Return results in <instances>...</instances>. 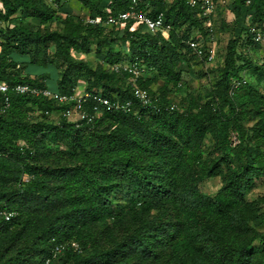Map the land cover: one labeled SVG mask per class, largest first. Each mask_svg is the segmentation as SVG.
Returning <instances> with one entry per match:
<instances>
[{"label": "trees", "instance_id": "obj_1", "mask_svg": "<svg viewBox=\"0 0 264 264\" xmlns=\"http://www.w3.org/2000/svg\"><path fill=\"white\" fill-rule=\"evenodd\" d=\"M50 1L56 8L47 0H0V82L72 95L85 78V91L127 100L133 98L128 77L111 67L138 60L147 72L139 86L162 108L75 124L62 116L64 106L43 97L10 93L2 112L0 95V209L14 215L10 222L0 219V264H43L56 245L72 242L79 250L67 248L50 264H264V198L259 205L246 200L257 181L264 183V61L242 53L259 45L253 27L264 36V0L229 3L234 38L204 102L182 87L189 61L183 47H189L179 30L196 28L195 40L206 45L214 28L211 34L188 0H143L144 10L163 14L171 26L168 39L144 27L131 31L132 24L90 25L64 0ZM73 1L92 19L130 5ZM54 22L59 26L49 29ZM51 47L65 64L57 80L49 76ZM93 47L102 65L74 57ZM248 67L255 84L240 77ZM158 81L163 85L154 91ZM172 105L173 111L165 109ZM52 117L57 124L44 122ZM209 138L218 154L212 162L204 156ZM219 176L224 184L211 198L200 184Z\"/></svg>", "mask_w": 264, "mask_h": 264}, {"label": "built area", "instance_id": "obj_2", "mask_svg": "<svg viewBox=\"0 0 264 264\" xmlns=\"http://www.w3.org/2000/svg\"><path fill=\"white\" fill-rule=\"evenodd\" d=\"M129 9L118 15H107L106 17H98L95 19L87 18L86 22L94 26H102L105 28H119L124 29L129 24H132L131 31H134L138 27L146 28L151 34L160 32L165 39L169 38L171 32V26L165 24L163 14L153 16L151 10H144L142 8L143 0H128ZM156 1V0H151ZM172 2L174 0H167ZM228 0H188L189 7L200 10V17L205 20V27L212 34L214 28V15L218 8L226 3ZM253 30V29H252ZM254 42L264 47V36L260 31H253ZM189 49L193 52L200 54L205 51L206 56L211 60L213 58L212 47L210 44L204 45L203 41L190 40L187 43ZM203 48V49H202ZM111 71L117 75H126L128 77V86L131 89L132 99L119 100L111 99L103 96L101 93H90L87 91H79L76 89L72 95H62L58 92H54L48 88H39L28 84H15L10 86L5 82H0V95L3 96L4 109L9 106L8 94L15 93L21 96H29L32 98L43 97L50 101L56 102L58 105L64 106L65 109L62 116L65 117L71 123L79 124L86 123L88 125L93 124L97 118L105 113H122V114H138L139 110H149L152 113H158L161 111V106L158 104V99L153 97L149 91L140 88L139 82L143 78L147 77L146 68L135 60L130 63L115 64L111 67ZM246 81L234 82L230 91H233L238 87L245 85ZM168 111H173L175 106L165 108ZM28 178L24 177V181ZM13 214L0 209V219L5 222H10L13 218ZM67 248H72L75 251L79 250L78 244L66 243L62 245H56L53 250L52 258H48L43 264H50L53 259L62 254Z\"/></svg>", "mask_w": 264, "mask_h": 264}, {"label": "rangeland", "instance_id": "obj_3", "mask_svg": "<svg viewBox=\"0 0 264 264\" xmlns=\"http://www.w3.org/2000/svg\"><path fill=\"white\" fill-rule=\"evenodd\" d=\"M66 2L67 7L71 13L79 16L84 17L86 20L89 16L87 11L83 10L80 4L75 3L73 0H64ZM231 0H228L226 3L221 5L217 12L214 15V36L211 37V40L206 38L205 42H210V46L212 47L213 58L210 60L208 56H206L205 51L201 52L200 54L189 50L187 47H183V51L187 53V57L189 61L184 65L183 74H182V87L186 90L187 93L193 94L201 99L202 102L206 99L208 95H210L215 81L219 79L222 75L224 70V62L227 55V46L231 39L234 38L232 35L229 25L235 20V15L232 12H229V3ZM47 3L51 5V1L47 0ZM52 6V5H51ZM56 8L55 6H52ZM30 23V20H29ZM59 26L57 22H54L49 29H56ZM2 27L7 28L6 24H2ZM253 29V30H252ZM251 33L253 31H260L258 28H252ZM180 38L186 37L188 41L195 40L197 36H200L197 32V29L194 27H190L189 25L183 27L179 30ZM4 43V36L0 34V45ZM13 45V44H12ZM31 49H33L31 47ZM203 49V48H202ZM14 51V49H13ZM14 53V52H13ZM55 48L51 47L48 51V57L51 61L50 63V77L54 80L59 79L60 75L64 71L65 64L60 58L54 56ZM243 54H247L252 57L254 61L260 63L264 61V47L262 45H252L247 49L243 50ZM42 55V54H41ZM16 57V55H14ZM74 57L76 59H81L83 61H87L93 68H96L99 65H102V61L99 60L94 52V47L92 53L89 55H82L80 53H75ZM23 61H28L29 56L22 57ZM25 64L20 65V71H22L23 75H26V68H24ZM249 68V67H248ZM253 68L245 69L241 71L240 77L247 80L248 84H255V76L253 75ZM32 79H36L37 76L32 74ZM47 86H52L51 83L46 82ZM163 85L162 81H158V83L153 86L154 91L160 90L161 86ZM87 86L86 79H82L77 89L79 91H85ZM259 90L261 92L264 91V81L259 84ZM175 96V95H174ZM176 100H179L177 97ZM41 119V121H43ZM50 123L44 121L48 125H55L59 121L57 117H52L49 119ZM253 125V124H251ZM213 139L209 138L205 143V160L208 162H212L218 158V154L216 149L214 148ZM227 174V170L224 169L223 175ZM224 179L222 176L212 178L206 181H203L200 184L201 190L211 198H214L218 190L223 186ZM264 198V183L262 181H257L254 186L250 189L249 193L246 195V200L255 205L260 204V200ZM264 231V227L262 228ZM262 246L261 242H257L255 247L259 249Z\"/></svg>", "mask_w": 264, "mask_h": 264}, {"label": "bare ground", "instance_id": "obj_4", "mask_svg": "<svg viewBox=\"0 0 264 264\" xmlns=\"http://www.w3.org/2000/svg\"><path fill=\"white\" fill-rule=\"evenodd\" d=\"M146 29V28H145ZM146 31H148L147 29H146Z\"/></svg>", "mask_w": 264, "mask_h": 264}]
</instances>
